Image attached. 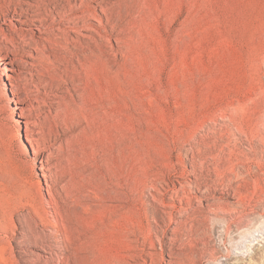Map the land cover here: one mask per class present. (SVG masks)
I'll use <instances>...</instances> for the list:
<instances>
[{"label":"rangeland","instance_id":"rangeland-1","mask_svg":"<svg viewBox=\"0 0 264 264\" xmlns=\"http://www.w3.org/2000/svg\"><path fill=\"white\" fill-rule=\"evenodd\" d=\"M0 264H264V0H0Z\"/></svg>","mask_w":264,"mask_h":264},{"label":"bare ground","instance_id":"bare-ground-1","mask_svg":"<svg viewBox=\"0 0 264 264\" xmlns=\"http://www.w3.org/2000/svg\"><path fill=\"white\" fill-rule=\"evenodd\" d=\"M80 1H81V0H80ZM81 7H82V6H81ZM63 31H65V29H64ZM27 141L31 143L32 140H30V139L28 140V139H27ZM32 154H37V151H36V150H32ZM68 162H69V161H68ZM69 168H70V166H69ZM67 169H68V167H67ZM66 171H67V170H66ZM66 171H64V172H66ZM70 171H71V170H70ZM70 171H69V172H70ZM64 172H63V173H64ZM69 172H68V173H69ZM53 202H54V201H53ZM54 203H55V202H54ZM58 219H59V220H62V222L64 221V219L61 217L60 211H59L58 209H56V216L54 215L55 223L53 222V225H54L55 228H58V225L56 224V223H57L56 221H57ZM62 226L65 227L64 223H62ZM261 226H262V225H261ZM258 229H259V228H258ZM248 232H249V231H248ZM249 233H250V232H249ZM249 233H248V234H249ZM251 234H252V233H250V235H251ZM251 236H252V235H251ZM242 237H243V236H242ZM252 238H253V237H252ZM240 241H241V240H240ZM252 241H253V240H252ZM249 242H250V241H249Z\"/></svg>","mask_w":264,"mask_h":264}]
</instances>
